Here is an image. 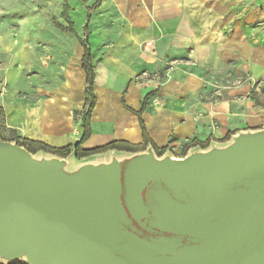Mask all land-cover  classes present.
<instances>
[{"label": "crops", "instance_id": "crops-1", "mask_svg": "<svg viewBox=\"0 0 264 264\" xmlns=\"http://www.w3.org/2000/svg\"><path fill=\"white\" fill-rule=\"evenodd\" d=\"M97 2L38 1L41 14L49 21L32 31L47 32L48 37L13 47L35 52L46 49L48 59L49 51L62 50L70 68L65 82L51 92L33 87L21 95L18 84L2 91L0 106L7 125L19 137L53 147H74L80 142L82 118L76 113L86 101L85 40L95 71L96 104L90 116L91 134L83 149L112 141L144 144L140 119L160 149L168 146L179 152L193 141L206 145L191 147L184 157L226 148L240 134L264 129V106L258 104L255 95L259 88L252 83L264 79V33L255 27L264 19V0ZM54 18L61 24H73V30L58 25ZM59 34L68 36V41L61 42ZM17 56L21 58L20 53ZM45 61L32 57L34 65ZM154 71L162 72L158 87L140 77ZM10 77L18 79L17 75ZM213 81L221 83L218 96ZM150 93L154 95L139 116L137 112ZM116 152H122L114 156L120 160L138 153L111 150L80 162L97 158V162L108 163ZM71 154L75 156L74 150Z\"/></svg>", "mask_w": 264, "mask_h": 264}, {"label": "water", "instance_id": "water-1", "mask_svg": "<svg viewBox=\"0 0 264 264\" xmlns=\"http://www.w3.org/2000/svg\"><path fill=\"white\" fill-rule=\"evenodd\" d=\"M56 161L0 141L5 261L264 264V129L174 160L113 157L74 184Z\"/></svg>", "mask_w": 264, "mask_h": 264}, {"label": "rangeland", "instance_id": "rangeland-1", "mask_svg": "<svg viewBox=\"0 0 264 264\" xmlns=\"http://www.w3.org/2000/svg\"><path fill=\"white\" fill-rule=\"evenodd\" d=\"M38 1L40 2V0H0V95L5 88L12 87L13 85L16 87L17 84L20 86V94L22 95V91L25 93L30 92L33 87L43 88L44 90L51 92L65 82V75H67V70L70 67L69 64H67V56L62 50L56 49L55 51H49L51 54L49 60L47 58L48 50L46 49L35 52L31 48L19 50L21 46H18L17 48L13 47L22 42L31 43L39 38L48 37L47 32L38 33L37 31H32L35 29L33 27L46 25L49 21L47 17L45 19L43 14H41L42 5L38 3ZM55 21L58 25L67 27L68 29L73 26V24H68L66 21H64L63 24L56 19ZM255 27H260L264 33V19L257 22ZM70 37L73 40V36ZM59 38L61 42H67L69 37L59 34ZM17 53H20V59L17 56ZM33 56L40 59L45 58L46 61L44 64L34 65L32 64ZM147 73L149 75L162 74L161 71ZM142 74H140V76ZM14 75L18 76L17 81L10 77ZM252 83L255 87L258 86L259 88L255 95L258 104L264 106V79L262 81L254 80ZM212 85L215 87L214 95H220L222 88L221 83L219 81H213ZM83 117L84 115L81 116V118ZM13 136H15V134L10 131V128L7 125L6 115L0 113V137L9 140ZM29 147L33 151V153L30 152L31 155L38 160L52 159L55 157L59 158V161H56L57 169L60 175L72 184L77 183L79 179L81 180L83 175L81 176L80 173H83V171L91 167L92 164L97 165L100 163H106L101 161L97 162V158L92 159L93 161L88 160L87 162L81 163L80 161L84 160V158L78 160L72 154L68 157L60 158L51 152L36 150V145H31ZM144 152L147 151H141L137 154ZM121 153L122 152H116V154L113 153L111 158L119 156ZM181 154L182 156L185 154L184 147L179 152H176L173 149H168L162 155H159V153L154 151V156L158 160H164L166 158H171L173 160L183 158L177 157ZM18 259L17 262H13L28 263L25 256ZM4 262L5 259L0 256V263Z\"/></svg>", "mask_w": 264, "mask_h": 264}, {"label": "trees", "instance_id": "trees-1", "mask_svg": "<svg viewBox=\"0 0 264 264\" xmlns=\"http://www.w3.org/2000/svg\"><path fill=\"white\" fill-rule=\"evenodd\" d=\"M99 3H100V0H98L96 5H98ZM67 12H68V6L65 5V11H64L65 17H67ZM69 30L72 31L73 29L70 28ZM86 30L88 32V26H87ZM82 44L85 48V55L83 57V69L87 75V84H86L85 105L80 112L76 113L77 115L78 114L81 116L84 115V117L82 118V125H81L83 134H82L80 142L77 143L74 147H72V146L53 147V146H50V145H48L44 142H41V141H35L32 139L19 137L17 135L16 131L11 129V128H10V131L13 132V134H15V136H13L9 140H6V139L0 137V141H8V142L17 143L19 146L24 147L25 149H27L31 153H33V151L30 149L29 146L36 145L37 146L36 150H43V151L51 152L54 155L61 157V158L68 157L72 153V151L74 150L75 157L78 160L92 156V155H95V154H100V153H104L107 151H111V150H119V151L137 153V152L145 151L147 149V147H149V146L155 152L159 153V155H162L166 150H168V146L160 149L154 143H152V141L150 140V138L147 134V131H146V128H145V125H144L142 119H140V123H141V128L143 130L144 144L134 145V144H131V143L126 142V141H112L106 145L96 147V148H92V149H83L82 148V144L90 137V134H91L90 116H91V112L94 109L95 104H96V97L94 94L95 71H94V66L92 64L91 50H90L89 43L87 40L82 41ZM153 95H154V93H150L149 95H147L141 110L139 112H137L139 114V116H141L142 111L147 107L149 98L152 97ZM0 113L2 115H5V111L1 106H0ZM194 146H201V147L205 148L206 145L201 143V142H198V141H193L191 144L186 145L184 156L186 155L187 151L191 147H194ZM18 264H24V263H18Z\"/></svg>", "mask_w": 264, "mask_h": 264}, {"label": "built area", "instance_id": "built-area-1", "mask_svg": "<svg viewBox=\"0 0 264 264\" xmlns=\"http://www.w3.org/2000/svg\"><path fill=\"white\" fill-rule=\"evenodd\" d=\"M140 77L147 78L148 81L154 83L155 87L160 86L162 83V74H151L149 75L147 72H144Z\"/></svg>", "mask_w": 264, "mask_h": 264}]
</instances>
